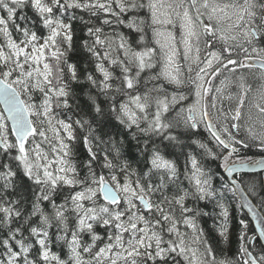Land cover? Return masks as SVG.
<instances>
[{
	"label": "snow or ice",
	"instance_id": "obj_1",
	"mask_svg": "<svg viewBox=\"0 0 264 264\" xmlns=\"http://www.w3.org/2000/svg\"><path fill=\"white\" fill-rule=\"evenodd\" d=\"M252 147L264 0H0V264H264V213L240 177L264 170ZM229 193L255 228L240 219L221 259Z\"/></svg>",
	"mask_w": 264,
	"mask_h": 264
},
{
	"label": "trees",
	"instance_id": "obj_2",
	"mask_svg": "<svg viewBox=\"0 0 264 264\" xmlns=\"http://www.w3.org/2000/svg\"><path fill=\"white\" fill-rule=\"evenodd\" d=\"M25 14L28 15L29 17H34V14L28 10L25 9ZM37 27L39 26L38 24L36 25ZM129 35H133L129 33V30L127 29H122ZM82 35L80 32L79 27H77L76 30V38L77 40L79 37ZM73 62H78L81 69L83 71H91L92 70V65L90 63L89 58L87 57V54L81 51L79 55L76 57V59ZM74 88L77 89L78 96H79V102H81V106H83V100L86 99V94H87V87L84 88L83 92L81 93L79 91V87L77 85H73ZM94 91V90H93ZM37 100L39 98V93H36ZM75 103V102H73ZM107 131H111L113 135H115L116 130L113 129L111 126H109ZM206 135V133H205ZM169 152L173 153L174 155L170 158H175V156H180V163H183V156L180 155V148L179 147H172L168 149ZM133 154L137 157L142 159L139 155V150L135 147V141H133V148H132ZM242 155L245 156H250L253 159H259V158H264V152H261L258 148L252 147L248 150H242ZM207 166L211 168L213 172L218 173L219 175H224L223 169H218V161H212L208 160L206 161ZM135 166V165H134ZM217 177L216 179V187L220 186V181L219 178ZM240 177H242V185H248L249 183L255 182L256 184V192L254 195H250L251 198L254 200V202L260 207L261 211L264 213V208H262L261 202L264 201V184H261V181H264V172L263 173H257V174H241ZM228 200L226 203L229 206V211L231 213V219H232V224H233V229H232V235H231V242L228 244H225L223 242H219L217 244V247L221 250L218 252V258H226V257H233L234 254L236 253L237 250V242H236V225L238 224V221L240 219H247L249 221V227L250 230L254 229V225L249 218V216L246 214V212L241 208L239 205L237 198L235 195L229 193L228 194ZM201 205H206L205 211L210 213L209 216L203 217L200 221L201 226L205 229V231L210 235V236H215L216 233L213 231V221L215 218V213L218 212L219 210L214 207V204L208 201H203L201 202ZM217 240L219 238L217 237ZM54 250L60 251L59 247H55Z\"/></svg>",
	"mask_w": 264,
	"mask_h": 264
},
{
	"label": "water",
	"instance_id": "obj_3",
	"mask_svg": "<svg viewBox=\"0 0 264 264\" xmlns=\"http://www.w3.org/2000/svg\"><path fill=\"white\" fill-rule=\"evenodd\" d=\"M263 159H264V158H263ZM256 160H260V159H256ZM263 172H264V170H258V171H256V172H253V171H246V172H242L241 174H257V173H263ZM241 174H240V175H241ZM236 198H237L239 204L241 205V200H240L239 195H236ZM248 199L251 201L252 205L255 207L257 213H263V212L261 211V209L259 208V206H258V205L254 202V200L251 198V196H249ZM242 209H243V210L246 212V214L249 216V218L251 219V221H252V223H253V225H254V227H255V220L252 218L251 214H250V213H247V209H246V208H242Z\"/></svg>",
	"mask_w": 264,
	"mask_h": 264
}]
</instances>
